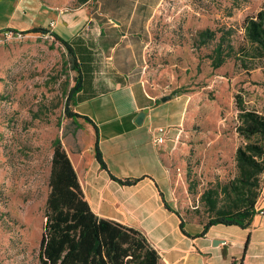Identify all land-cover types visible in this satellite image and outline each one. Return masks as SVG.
<instances>
[{
	"label": "rangeland",
	"instance_id": "obj_1",
	"mask_svg": "<svg viewBox=\"0 0 264 264\" xmlns=\"http://www.w3.org/2000/svg\"><path fill=\"white\" fill-rule=\"evenodd\" d=\"M41 1L56 13L46 33L0 35V264H39L52 143H64L72 120L64 109L73 105L66 101L70 57L53 35L115 36L121 28L111 16L143 28V37L125 34L115 48L97 52L100 76L112 67L125 82L140 81L156 100L169 97L162 102L169 103V118L158 123L170 133L164 154L170 205L198 227L233 210L236 150L264 146L263 136L240 134L243 113L264 117V58L245 69L237 52L245 45L244 20L264 0H124V8L106 14L97 0ZM134 7L140 11L132 15ZM205 30L214 38L202 42ZM221 40L236 54L216 68L212 58ZM174 91L178 96L171 98ZM261 180L262 174L254 180L257 196Z\"/></svg>",
	"mask_w": 264,
	"mask_h": 264
},
{
	"label": "crops",
	"instance_id": "obj_2",
	"mask_svg": "<svg viewBox=\"0 0 264 264\" xmlns=\"http://www.w3.org/2000/svg\"><path fill=\"white\" fill-rule=\"evenodd\" d=\"M54 19L56 13L41 0H0V35L44 30ZM65 41L76 50L82 71V88L71 111L90 122L73 118L62 146L91 211L140 231L156 250L158 264H264V173L247 228L217 224L201 235L202 226L183 219V234L181 216L167 197L168 144L152 142L156 129L167 127L158 122L164 115L169 118V103L152 97L140 81L125 82L112 67L110 75L100 76L98 39L77 34ZM140 113L144 117L138 124ZM96 146L106 169L96 159ZM112 177L138 181L122 185Z\"/></svg>",
	"mask_w": 264,
	"mask_h": 264
},
{
	"label": "trees",
	"instance_id": "obj_3",
	"mask_svg": "<svg viewBox=\"0 0 264 264\" xmlns=\"http://www.w3.org/2000/svg\"><path fill=\"white\" fill-rule=\"evenodd\" d=\"M97 1L100 3V11L103 14L108 13V8L119 9L126 6L124 0ZM139 11L140 7H134L132 15ZM111 19L119 25L121 31L115 36L107 35L103 31L98 41L103 51L108 52L115 48L125 34L136 38L143 37V28L131 27V21L127 26L128 21L124 22L116 16H111ZM243 32L245 45L239 47L237 52L241 55L238 58L242 62L241 65L247 69L248 62L264 58V6L254 16L244 20ZM42 33H46V30L34 28L22 34ZM200 37L202 42L214 38L207 30L200 33ZM53 38L67 50L70 57L72 81L66 101H73L74 105L72 98H75L82 88V71L78 56L70 42L56 34ZM222 44L221 40L214 49L212 62L216 68L236 54L234 45L231 43L226 45L225 50ZM245 58L247 62H243ZM125 68L126 66H122L120 69ZM177 96L175 91L171 94V98ZM64 112L68 118H83L86 122H90L87 117L73 113L67 105ZM241 130L240 134L246 136L261 135L264 137V117L253 112L243 113ZM95 152L97 161L103 169H106L97 146ZM236 159L240 167V176L230 185V193L234 196V209L222 212L204 224L201 235L217 224L245 229L252 222L258 198L257 194L252 193V188H257L254 180L256 181L257 177L264 173V146L248 143L243 148L238 147ZM112 179L122 185H133L138 181L136 179L121 180L114 177ZM48 189L45 202V222L39 244V264H158L159 256L156 250L151 247L140 231L114 221L98 218L91 211L84 200L76 173L59 138L52 143ZM165 207L171 210L166 204ZM180 221L181 232L186 234L183 225L185 220L183 221L180 217Z\"/></svg>",
	"mask_w": 264,
	"mask_h": 264
},
{
	"label": "built area",
	"instance_id": "obj_4",
	"mask_svg": "<svg viewBox=\"0 0 264 264\" xmlns=\"http://www.w3.org/2000/svg\"><path fill=\"white\" fill-rule=\"evenodd\" d=\"M5 36H7V37H10V36L20 37V36H22V34L21 33H13V34L7 33ZM166 133H167L166 128L158 127L156 129V131L154 132L152 142L156 145H162L166 141Z\"/></svg>",
	"mask_w": 264,
	"mask_h": 264
},
{
	"label": "water",
	"instance_id": "obj_5",
	"mask_svg": "<svg viewBox=\"0 0 264 264\" xmlns=\"http://www.w3.org/2000/svg\"><path fill=\"white\" fill-rule=\"evenodd\" d=\"M168 99H169V97H163V98L161 99V101H162V102H165V101H167ZM143 117H144V113H140V114L138 115V117H137L136 122H137L138 124H140L141 121H142V119H143ZM213 244H214V245L218 244V241H214Z\"/></svg>",
	"mask_w": 264,
	"mask_h": 264
}]
</instances>
